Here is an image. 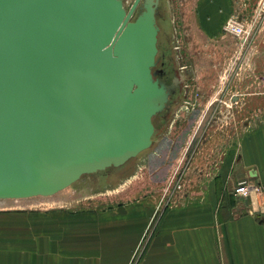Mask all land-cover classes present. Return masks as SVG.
Instances as JSON below:
<instances>
[{"label":"water","instance_id":"water-1","mask_svg":"<svg viewBox=\"0 0 264 264\" xmlns=\"http://www.w3.org/2000/svg\"><path fill=\"white\" fill-rule=\"evenodd\" d=\"M121 0H0V200L50 197L150 148L171 88L154 10Z\"/></svg>","mask_w":264,"mask_h":264},{"label":"rangeland","instance_id":"rangeland-1","mask_svg":"<svg viewBox=\"0 0 264 264\" xmlns=\"http://www.w3.org/2000/svg\"><path fill=\"white\" fill-rule=\"evenodd\" d=\"M167 1L160 21L170 39L165 61L182 87L166 118L154 117L150 148L53 196L0 200V248L22 242L29 249L32 238L44 243L41 228L54 213L109 211L145 194L165 193L171 203L209 178L214 148L225 150L264 120V0H224L215 11L199 0ZM231 19L242 25L241 35L226 30Z\"/></svg>","mask_w":264,"mask_h":264},{"label":"crops","instance_id":"crops-1","mask_svg":"<svg viewBox=\"0 0 264 264\" xmlns=\"http://www.w3.org/2000/svg\"><path fill=\"white\" fill-rule=\"evenodd\" d=\"M199 3L215 11L224 0ZM208 172L171 203L145 194L109 211L54 213L44 243L0 248V264H264V192L234 193L244 181L264 185V120L214 148Z\"/></svg>","mask_w":264,"mask_h":264},{"label":"flooded vegetation","instance_id":"flooded-vegetation-1","mask_svg":"<svg viewBox=\"0 0 264 264\" xmlns=\"http://www.w3.org/2000/svg\"><path fill=\"white\" fill-rule=\"evenodd\" d=\"M148 1L156 3V5H154V18L156 27L158 28L157 54L155 57V66L152 71L155 73L154 78L156 80L164 83L166 86L171 88L166 107L161 113H159V115H161L163 119H165L167 114L171 111V108L175 104L177 97L180 95L182 87V79L177 72L178 70L171 67L172 63L170 61H165V54L167 51L168 43H170V39L165 30L161 27L160 21H162L163 19V8L168 6L169 2L167 0H121L126 13H128L134 6L129 21H134L136 17L144 11V6L148 3ZM168 60H170L169 57Z\"/></svg>","mask_w":264,"mask_h":264},{"label":"built area","instance_id":"built-area-1","mask_svg":"<svg viewBox=\"0 0 264 264\" xmlns=\"http://www.w3.org/2000/svg\"><path fill=\"white\" fill-rule=\"evenodd\" d=\"M226 30L234 35H241L243 33V27L237 24L234 20H230L227 23ZM264 192V185L254 184L250 182H241L234 190L236 196L249 197L251 195H259Z\"/></svg>","mask_w":264,"mask_h":264},{"label":"bare ground","instance_id":"bare-ground-1","mask_svg":"<svg viewBox=\"0 0 264 264\" xmlns=\"http://www.w3.org/2000/svg\"><path fill=\"white\" fill-rule=\"evenodd\" d=\"M154 119V118H153Z\"/></svg>","mask_w":264,"mask_h":264}]
</instances>
